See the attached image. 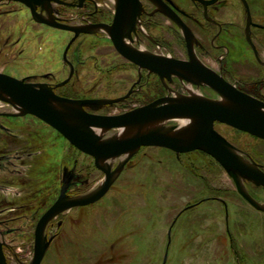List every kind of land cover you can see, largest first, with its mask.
<instances>
[{
	"label": "rangeland",
	"instance_id": "obj_1",
	"mask_svg": "<svg viewBox=\"0 0 264 264\" xmlns=\"http://www.w3.org/2000/svg\"><path fill=\"white\" fill-rule=\"evenodd\" d=\"M59 1H50L55 2L52 9L59 7L69 17L70 10L57 5ZM46 4L40 10L48 15ZM71 36L69 31L39 23L25 3L0 0V70L30 79L62 80L70 72L63 55ZM169 42L173 53L185 55L182 46L173 39ZM108 43L83 36L67 52L76 65L70 86L79 89V95L116 96L136 77L127 65L110 73L101 70V59L108 62L111 54L101 59L92 54L110 51ZM233 73L243 75V70ZM263 76V70L247 66V85ZM235 78L245 79L244 75ZM154 81L156 91L164 92L159 79ZM248 86L264 95V84ZM196 89L199 94L217 96L204 86ZM13 109L14 105L0 99L1 111ZM20 116H0V193L22 190L32 197L27 204L31 220L41 205L45 208L54 200L57 186L71 173V196L87 194L102 183L104 172L92 156L73 147L44 121ZM181 124L179 120L166 123L168 127ZM9 128H26L32 136L29 141L36 148L28 147V155L21 160L25 165L4 152L1 138ZM218 128L247 149L249 160L264 163V139L225 125ZM116 131L104 137L116 136ZM124 158H111L113 167ZM247 189L264 203L263 186L249 181ZM59 217L63 225L42 264H163L167 251L166 264H264V211L240 194L234 178L215 159L198 150L177 155L167 148L143 147L127 161L102 199L64 210Z\"/></svg>",
	"mask_w": 264,
	"mask_h": 264
},
{
	"label": "flooded vegetation",
	"instance_id": "obj_2",
	"mask_svg": "<svg viewBox=\"0 0 264 264\" xmlns=\"http://www.w3.org/2000/svg\"><path fill=\"white\" fill-rule=\"evenodd\" d=\"M53 3L55 2H45L50 7L49 16L41 13L40 7L44 4L38 5L36 11L39 17L63 24L69 28L59 27V24L52 25L39 20L38 22L71 33V39L63 55L65 62L70 66L68 76L62 80L55 81L51 79L52 76H50L51 78L41 76L40 79H30L2 70L0 72L25 79L27 82L44 84L60 96L82 101L91 100L94 103L84 104L85 110L89 113L120 116L168 96L201 95L211 99H221L220 93L210 85L193 83L175 73L163 76L149 65L146 66L133 61L125 53L128 50H136L147 54L149 57H153V59H177L185 61H190L191 54H193L205 67L223 77L227 82L246 93L264 100V95H262L261 91L248 86L251 84L263 85L264 76L257 80H251L250 84L247 85V66H253L254 69L264 71V0H60L56 2L60 7H66L70 10L71 15L69 17L62 15V9H59V7L55 9L57 12L54 11L52 9ZM53 11L57 16L53 14ZM109 29L114 30L116 35H118L121 43L120 48L116 46ZM83 36H93L109 41L108 44L111 46L110 51L101 50L105 52L92 54L95 57H100V59L101 56L105 58V56L107 57L111 54L110 61L106 62V59H101L100 64L101 68H103L101 70L110 73L114 69H120L122 66L127 65L136 71V77L134 80L129 81L128 88L123 93L116 96L79 95V89L71 88L70 83L75 76L76 65L69 61L67 52ZM171 39H173L174 44L182 46L185 52L183 57L172 52L171 45L173 44L169 42ZM247 55L254 57L253 60L249 56L248 60L250 62H247ZM242 70L245 79L241 82V78L236 79L235 77L243 75L238 74L237 76L233 71ZM156 77L159 79L164 92H160L161 89L159 88L156 91L154 81ZM103 86L105 87L106 85ZM202 86L210 89L217 96L212 97L199 94V90L196 88ZM147 87L149 88L147 89ZM190 89L196 91V93H191ZM108 100H112V102ZM5 102L11 104L7 101ZM114 107L117 109L113 110ZM12 113L15 112L0 110V116L16 118L18 116L21 117L20 115H32L44 121L41 117L31 113ZM44 122L47 123L46 121ZM47 124L50 125L49 123ZM218 124L229 126L240 132H249L220 120H216L214 124L215 129L247 160L249 158L247 149L222 132L218 128ZM50 126L57 133H61L52 125ZM111 130L120 131L118 128ZM8 131L9 133L1 138L4 142V152L18 159L20 165H25L26 163L21 161L24 159L23 156L28 155L27 149L29 146L35 147L29 141L32 136L29 138L26 128H15L13 131H10L9 128ZM104 135L103 138H108L104 137ZM70 144L82 151L73 143L70 142ZM143 147L167 148L179 155L175 150L168 147L147 145L142 146L140 149ZM195 150L208 154L224 168L222 163L209 152L203 149ZM183 153L187 152L180 154ZM88 155L92 156L91 154ZM92 157L95 159L94 156ZM258 162L259 166L264 170V163ZM69 178H71V183L67 189V195L71 196L69 188L74 183V173H71L64 180L60 188L57 186V195L54 200L45 206V208L41 205L35 213L38 215H34L32 220V213L29 212L31 208H27V204L32 200V197L27 196V193H24L22 190L0 193V255L5 259L7 264H30L32 262L35 254L36 228L39 220L59 198L62 187ZM59 180L57 178L55 183L57 184ZM248 182L246 179V187ZM221 201L223 202V200ZM201 202H198L197 205ZM223 203L227 209L226 202ZM183 211L177 215L175 221ZM60 214L61 212L54 215L45 227L44 235L47 250L42 262L45 260L49 248L58 234L59 228L63 225V220L59 217ZM29 232L32 233L29 234Z\"/></svg>",
	"mask_w": 264,
	"mask_h": 264
},
{
	"label": "water",
	"instance_id": "obj_3",
	"mask_svg": "<svg viewBox=\"0 0 264 264\" xmlns=\"http://www.w3.org/2000/svg\"><path fill=\"white\" fill-rule=\"evenodd\" d=\"M25 3L34 17L42 22L69 28L60 23L39 17L38 5L52 0H14ZM116 28V26H115ZM116 46L120 39L109 29ZM133 61L150 66L161 75L175 73L196 83L207 84L216 89L221 99H211L201 95H177L160 98L144 107L120 116L89 113L85 103L93 101L75 100L60 96L44 84L27 82L0 72V99L31 113L58 129L71 143L95 157L96 166L105 175L102 183L93 191L79 195H67L69 178L63 185L55 203L45 212L36 228L35 254L30 264H41L47 250L45 227L56 214L73 208L94 203L110 189L127 161L142 146H163L182 152L203 149L215 156L234 178L241 195L255 208L264 211V203L256 199L247 189L245 180L264 187V170L249 159L245 160L234 146L215 129V121L220 120L264 139V100L246 93L199 62L193 54L191 60L153 59L136 50L125 53ZM112 102V100H108ZM179 120L181 125L168 127L167 122ZM185 122V123H183ZM118 128L121 134L103 138V133ZM125 156L122 163L113 168L108 160ZM171 230L169 231V237ZM171 239V237H170ZM168 251L163 264H166ZM0 264H7L0 255Z\"/></svg>",
	"mask_w": 264,
	"mask_h": 264
},
{
	"label": "bare ground",
	"instance_id": "obj_4",
	"mask_svg": "<svg viewBox=\"0 0 264 264\" xmlns=\"http://www.w3.org/2000/svg\"><path fill=\"white\" fill-rule=\"evenodd\" d=\"M190 92H191V93H196V91H193V90H191V89H190ZM13 110H14L15 112H21L20 108L15 107V106H14V109H13ZM13 110H12V111H13ZM183 123H185V122H183ZM97 131H98L99 133H103V134H108V135L111 134V133H109V132H105V133H104V132H103L102 130H100V129H97ZM116 132H117V134H119V133L121 134L122 130H120V131L117 130ZM118 132H119V133H118ZM112 163H113V160H112V159H111V160H108V164L111 165V166L113 167Z\"/></svg>",
	"mask_w": 264,
	"mask_h": 264
}]
</instances>
